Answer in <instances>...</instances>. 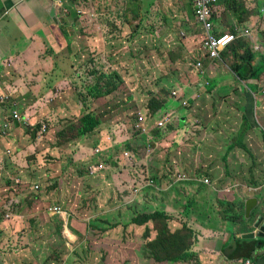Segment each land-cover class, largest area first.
<instances>
[{"label": "rangeland", "instance_id": "374dc122", "mask_svg": "<svg viewBox=\"0 0 264 264\" xmlns=\"http://www.w3.org/2000/svg\"><path fill=\"white\" fill-rule=\"evenodd\" d=\"M86 1L72 9L81 20L76 19L65 26L66 29L72 26L71 42L77 43L66 56L71 64L74 62L70 77L51 88L35 80L36 75L33 79L32 70L29 81H25L27 95L24 97H29V118L21 116L24 113L20 112L22 121L29 124L30 117L39 110L47 114L52 127L45 130L46 124H43L36 142L32 143L29 132L25 133L22 128L16 131L15 123L6 121L17 110V105L10 102L18 100L17 96L0 101L1 106L10 111L3 110L0 115L1 264H183L180 261L156 263L150 260L146 244L155 241L159 225L155 227L151 220L142 226L131 224L137 215H150L156 213V207H163L158 203L155 207L154 188H141L148 181L157 180V163L163 161L164 177L168 176L160 187L165 186L167 190L175 173L166 161L169 155L174 158L171 152L175 150L162 149L159 144H169L168 136L172 131H168L169 127H177L183 119L185 124L178 130H186V133L179 137V142L189 138V148L184 152L188 158L197 155L204 158L206 148L196 146L201 141L215 147L223 140L224 145H237L239 140L249 138L247 151L254 158L246 157V162L250 165L253 160L254 168L260 163L264 167V156L260 158L253 151L260 143L264 144L260 137L264 121L258 116L257 123L253 120L250 123L253 124L250 129L260 136L254 132L242 136L232 109L222 101L221 94L207 90V84L212 81L209 75L213 79L216 77L203 72L204 55L188 51L181 23L176 17L171 19L166 10H161L157 1L145 4L146 14L141 15L137 23L140 26L137 36L125 33L124 37L111 32L113 27H128V22L120 25L118 20L122 16L121 9L130 6L141 11V3L135 5L133 1L119 0L112 7L108 2L106 8L97 10L95 0ZM133 24L135 26L136 22ZM196 44L199 45L198 39ZM198 61H201L200 68L195 66ZM108 75L111 80H121L119 88L101 100H91L90 97L87 100V85L91 86L99 76H103L104 81ZM198 83L202 87H198ZM150 100L165 103L163 110L155 111V116L147 109ZM249 101L253 102L251 96L245 103L247 107ZM185 110L198 116L199 121L191 116L187 118ZM90 112L102 120L94 132L65 144H61L56 135H50L53 127L61 131L68 122ZM165 115L172 121L166 129L159 131V135L156 132L157 140L151 141L150 137H155V124ZM137 117L141 123L137 124ZM143 134L150 136L144 142ZM17 139H20L19 148ZM170 147H176L174 142ZM236 148L237 151L230 148L225 152L215 151L223 164L233 161V157L236 169L235 164L216 165L221 174L231 175L236 170L246 178L245 158L238 145ZM126 152L133 158L124 154ZM48 155L50 160L47 161ZM35 171L48 179L47 191L29 189V175ZM253 172V175L257 174V169ZM52 199L56 202L55 208L60 210L58 222L51 219L55 208H43ZM164 200L166 204L169 201L168 198ZM34 211L40 216L33 215ZM170 223L171 218L167 221L169 229L172 227ZM144 226L148 229L145 230ZM182 228L189 229L183 222ZM145 232L147 236H144ZM184 234H192L191 229ZM182 257L187 260L193 257L190 264H200L188 249Z\"/></svg>", "mask_w": 264, "mask_h": 264}, {"label": "crops", "instance_id": "0c3cea01", "mask_svg": "<svg viewBox=\"0 0 264 264\" xmlns=\"http://www.w3.org/2000/svg\"><path fill=\"white\" fill-rule=\"evenodd\" d=\"M58 1L0 0V101H7L12 96H17L18 100L10 101L13 105H17V110L13 111V116L14 114L21 115L20 112L24 113L21 116H29V97H24L27 95L24 89L27 87L25 81H29L30 71L33 70L31 77L34 79L36 75L35 80L39 83L56 88L60 81H66L70 77V71L73 70L74 62L72 61L73 64H71L66 56L73 50L71 46L74 47L77 43L71 42L69 35L71 30L69 29L72 26L69 29H66L65 26L66 20L68 23H73L76 18L81 20V17L79 19L78 15L71 11L69 18H67L68 14L64 4L61 6ZM95 1L97 10L106 8L109 5L108 2H110V7L119 2V0ZM132 1L135 5L142 4V16L146 14L145 4L148 1L151 4L153 1H157L161 10H166L165 12L170 14L171 19L176 17L181 23L184 28L185 45L188 51L194 50L200 52L201 56L204 55L201 47L204 33L194 19L191 0ZM125 8L121 9L122 16L118 19L121 22L120 25H125L123 15ZM52 11H54V15L51 17L50 12ZM213 21L216 34L223 32L232 34L230 33L231 30L240 31L235 34L237 38H245L244 43L247 45L244 50H249L253 57L250 68L264 71V0H218ZM118 28L120 30L118 36H126L128 27ZM61 29L67 32L66 38ZM245 31L248 33L245 34ZM111 32L113 31L111 30ZM129 33L128 30L127 35ZM197 39L199 45L196 44ZM229 56L230 54H226L224 50L220 53L219 60H209L204 56L203 72L216 77L213 79L209 75L212 81L207 84V90H210L212 94H221L222 101L226 102L232 109L239 132L244 137L253 132L257 133L250 129L251 126L253 127V124L250 123L252 120L257 123L259 113H264L261 111L264 108V97L259 96L257 88L262 83L264 84V72L254 76L250 75L247 73L248 69L245 65L244 75L247 74V77L242 79L244 75L239 76L231 71L230 63H228ZM198 62L201 63V61ZM217 62L222 65L219 66ZM233 62L234 60L231 63ZM197 86L202 87V84L198 83ZM250 96L253 98V102L249 101L250 104L247 107L245 103ZM233 101H235L234 104H232ZM3 110L10 113L8 108H4L0 104V115H2ZM185 114L187 118L188 116L197 120L199 118L192 115V112H186V110ZM9 117L12 118V115ZM204 118L202 117V119ZM261 118L259 116V119ZM181 122L185 124L183 119ZM15 126L18 127L16 131L22 128L16 123ZM178 129L180 128L175 127L169 133V144L166 142L159 144L162 149L167 147L169 150H175L171 152L175 155L174 158L169 155V159H165L169 161L168 165L172 169L174 168L175 173L172 175L167 190L166 187L153 185L155 207L157 203L163 205V207H156L158 208L156 212L165 213L172 218L170 231L173 233L182 231V222L191 229L192 234L189 239H187L188 235L184 234L186 233L185 229L182 234L187 239L186 242H190L188 251L200 261V264H244L245 261H251L254 264L256 259L264 257V238L258 237V231L253 228L255 219L262 213L264 215V186L254 187L246 183L248 182V175L254 174L253 171L256 170L253 160L248 165L246 157L253 159L254 155L250 152L242 155L245 158V168L248 169H245L246 172L244 173L248 174L245 178L240 176L236 170L231 175L221 174L216 164H221L224 167L227 164H235V169L237 164L233 157V161L223 164V160L220 161L218 155L215 154V151L225 152L229 148L233 151L237 149V145L239 149H248L247 145L250 139L243 138L237 142V145H230L231 143L224 145L225 141L223 140L220 143L223 145L217 144L215 147L209 142L201 141L196 146L198 149L201 145L206 148L204 158L197 155V157L190 159L187 154H184L189 148V138L182 143L179 142V137L183 136L186 130L180 131ZM257 134L260 136V133ZM263 135L262 133L260 137L263 138ZM173 142L176 145L175 148L170 147ZM190 149L191 151L193 149L192 143H190ZM253 151L262 158L264 156V144L260 143L259 147ZM161 163L163 164V161H159L156 165V175L157 180L162 183L168 176L164 177L166 174ZM199 167L203 168L200 169ZM239 177L241 179L238 180ZM204 180H207L208 183L204 184ZM165 190L167 192H164ZM164 198L169 199L167 204ZM249 198L257 199V205L251 211L249 219H244V205ZM249 233L255 237L243 240L240 238L241 235ZM191 258L189 260L180 259L179 261L183 264H190Z\"/></svg>", "mask_w": 264, "mask_h": 264}, {"label": "trees", "instance_id": "16d2710c", "mask_svg": "<svg viewBox=\"0 0 264 264\" xmlns=\"http://www.w3.org/2000/svg\"><path fill=\"white\" fill-rule=\"evenodd\" d=\"M64 1V6H65V10L67 11L68 17L69 18V14L71 13L72 9L74 6H81L80 0H63ZM132 1V0H127V2ZM218 1V0H217ZM192 4V1H191ZM217 3L215 4L216 7ZM62 6V4H61ZM125 11H124V21L128 22V28L126 29V35L128 33V30L130 31V33L127 36H132L135 35L137 36V32L138 29L140 30V26L137 25V23L140 21V17H141V11H135L132 8H130V6H125ZM137 7H139V5H137ZM215 7L213 8V14L215 11ZM83 8V7H82ZM192 10H193V5H192ZM139 12V14H138ZM193 16H194V12H193ZM78 18L80 19V15H78ZM127 18H129V20L127 21ZM77 19V18H76ZM133 21L136 22V25L134 26ZM66 24H69L66 20ZM62 28V27H60ZM70 30V29H69ZM113 33L115 35L118 36L120 30L118 27H113L112 29ZM61 32L63 33V35L66 38V34L67 32H65L63 29H61ZM230 32H232V34L236 35L235 33H238L237 30H231ZM68 36V34H67ZM135 37V36H134ZM245 42V38L244 37H240L231 42L229 44V46L226 47V49L224 50V52L229 53L230 56L228 57V63H230L231 66V71L234 74H238L239 76L244 75V71H245V65H247V73H249L250 75L252 74L257 75L260 74L264 71H261L259 69H254V68H250V62L253 60L252 54L249 53V50H244V47L247 45V43ZM72 47V46H71ZM243 51V52H242ZM240 52V54H239ZM242 53V54H241ZM245 54V55H243ZM234 60L233 63H231ZM196 66V64H195ZM197 68V67H196ZM97 70V69H96ZM96 74V73H94ZM115 75H113L112 77H114ZM245 77H247V74L242 76V79H244ZM120 81L121 80H116L115 78H113L111 80L110 75H108L104 81H103V76L102 77H97L95 78L94 82L90 85H87L86 87V92L88 97L87 100L89 99V97L91 98V100H101V98L106 97L107 95H109L112 91H115L117 88H119L120 86ZM105 84V85H104ZM263 83L261 84V87H263ZM259 86H257V88H259ZM85 91V90H84ZM258 96V95H257ZM259 96H263L264 95H260ZM264 101V99H263ZM150 104V106H149ZM149 106V107H148ZM147 109H149V111L151 112L152 115L155 116L156 114V110L159 109L160 111L164 109L165 103H159L157 101L154 100H150L148 103ZM50 109H54L52 106H49ZM262 112H264V108H262L261 110ZM16 114H14V116L12 115V118L9 117L6 121L9 122L10 124H19L23 123L26 124V126L28 127H22L23 131L25 133L29 132V138L32 141V143L36 142V137L41 129V126L43 124L45 126V130L48 127V129L50 128V126L52 127V124L50 121H48L47 119V114H43L41 113L39 110L37 111V113L35 115H33L32 117H30L29 119V124L28 123H24L25 121H22L23 119H21L20 115L18 117L15 116ZM259 116L262 117L261 120H263V116L264 113L261 114L259 113ZM167 118V122L170 120L169 117L162 116V119ZM138 120V117H137ZM172 121V120H171ZM168 123L165 122V124L162 127H158L157 123L155 124L154 128H153V133L154 136L155 135H159L160 134V130H163L164 128L166 129L167 126H169L170 122ZM264 121V120H263ZM141 123L139 120L137 122ZM102 124V120L100 119V117H98L95 113L90 112L89 114H84L82 117H80L78 120H74L71 122H68L67 125L61 130V131H57V127H53L52 131L50 133V135L54 134L56 135V138L59 140V142H61V144H65V143H70L73 140H77L79 138H81L83 135H87L90 132H94L95 128L98 127L99 125ZM183 125L182 122H178L177 123V127ZM264 126V125H263ZM248 127V126H246ZM251 128V127H250ZM174 130L173 127H169L168 131ZM157 132V134H156ZM262 133L264 134V131H262ZM149 134H152L151 132H149ZM153 135V134H152ZM148 134H143L142 136V140L143 142L146 141L148 139ZM150 137V136H149ZM157 136L155 137H150V140H157ZM19 142L20 139L16 140V143L18 145L19 148ZM263 142H264V135H263ZM12 143L14 145L15 143V139L13 138ZM96 145H98V142L96 143ZM99 146V145H98ZM97 146V147H98ZM234 147V145H233ZM17 148V150H18ZM232 150V149H230ZM237 151V149H236ZM241 155L245 154L242 151L248 153L249 151H247V149H239ZM129 152H126L124 154H128ZM129 155H131L129 153ZM130 157V156H129ZM131 157L133 158V156L131 155ZM50 160L49 159V155L47 158V161ZM263 165L260 163L259 167H256L257 169V174L253 175V174H249V179L248 182L250 183H254L251 186L254 187H258V186H264V167H262ZM96 170H98L97 167H95ZM48 170V169H47ZM46 170V172H47ZM45 172V173H46ZM142 180L143 177L139 176ZM48 182V179L43 175V174H39L36 171L33 173H31L29 175V189L31 191H47L48 186L46 185ZM138 182V181H137ZM136 183V181H135ZM156 185L158 187H160V184H162L159 180H157ZM247 183V182H246ZM137 184V183H136ZM170 184H167V188ZM154 183L151 184H146L143 185L141 188H153ZM39 186H42V188L39 189ZM165 187V186H164ZM53 203V204H51ZM56 207V202L52 199V201L50 203H48V206H45V204L43 205V208L49 210V209H53ZM60 207V206H59ZM61 208V207H60ZM62 209V208H61ZM54 210V209H53ZM59 210V209H58ZM59 212H55L53 213L54 216L51 217L52 220H55L58 222V218H59ZM39 213H33V215L35 216H40L38 215ZM171 217H169L167 214L163 213H153L150 215H137L135 218L132 219L131 224L136 225V226H142L145 223H148V221H154V223L156 224L155 227L157 225H159V229H158V234H157V238L155 239V241L153 242H148L146 244V247L149 249L147 250L149 252L148 254V258L150 260L155 261L156 263H163V262H168V261H179L180 259H184L182 257V255L184 254V252L186 251V249H189L190 247V242L186 240L189 239L190 235H188V238L186 239L184 237V234H182L185 230L189 231V229L187 228H182L181 232H171L170 229L168 228L167 225V221L170 219ZM172 220V218H171ZM148 228L145 227V230H147ZM185 229V230H184ZM144 236H147V233H144ZM0 264H1V260H0ZM252 264V262H251Z\"/></svg>", "mask_w": 264, "mask_h": 264}, {"label": "built area", "instance_id": "2783aa9c", "mask_svg": "<svg viewBox=\"0 0 264 264\" xmlns=\"http://www.w3.org/2000/svg\"><path fill=\"white\" fill-rule=\"evenodd\" d=\"M193 5L194 18L196 22L201 26L204 38L201 44V47L204 51V56L209 60H219L220 53L226 49L227 46L231 42L236 39V35L222 33L216 34L214 32V24L212 21V13L217 0H191ZM239 33V32H238ZM245 34L248 32L245 31ZM201 63H196V67L200 68ZM259 94L264 95V85L263 87H259ZM18 117L17 115H15ZM167 118L157 123L158 127H162L165 122H167ZM205 184L208 183L207 180L204 181ZM151 184V182H148ZM55 212H59L58 209H54ZM244 264H251V262L246 261Z\"/></svg>", "mask_w": 264, "mask_h": 264}, {"label": "water", "instance_id": "95a60500", "mask_svg": "<svg viewBox=\"0 0 264 264\" xmlns=\"http://www.w3.org/2000/svg\"><path fill=\"white\" fill-rule=\"evenodd\" d=\"M54 15V11L51 12V17ZM257 205V199L255 198H249L244 205V219H249L251 211L254 210V208ZM253 228L258 231V237L264 238V215L263 213L255 219L253 223ZM255 235L249 233L241 235V239H251L254 238ZM233 245L235 246V242L233 241ZM254 264H264V257L256 259Z\"/></svg>", "mask_w": 264, "mask_h": 264}, {"label": "clouds", "instance_id": "9594fccd", "mask_svg": "<svg viewBox=\"0 0 264 264\" xmlns=\"http://www.w3.org/2000/svg\"><path fill=\"white\" fill-rule=\"evenodd\" d=\"M59 2V4L61 5H63V3H64V1L63 0H59L58 1ZM80 2L81 3H85V2H87L86 0H80ZM213 16H214V14L212 13V21H213ZM195 19V18H194ZM196 21V20H195ZM213 24H214V21H213ZM201 27V26H200ZM214 32H215V27H214ZM238 32H240V31H238ZM224 33V32H223ZM220 34H222V33H220ZM229 34V33H228ZM201 44H202V41H201ZM258 90H259V88H258ZM258 94H259V91H258ZM205 181V180H204ZM203 181V182H204ZM148 182H150V181H148ZM151 183H153V182H151ZM205 184V183H204ZM246 262V261H245ZM249 262H251V261H249Z\"/></svg>", "mask_w": 264, "mask_h": 264}]
</instances>
